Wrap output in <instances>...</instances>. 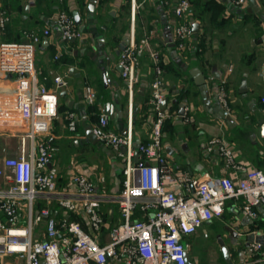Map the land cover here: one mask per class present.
<instances>
[{"label":"crops","instance_id":"0c3cea01","mask_svg":"<svg viewBox=\"0 0 264 264\" xmlns=\"http://www.w3.org/2000/svg\"><path fill=\"white\" fill-rule=\"evenodd\" d=\"M175 2L136 0L133 6L129 0H83L82 3L78 0H0V11L8 17L5 27L0 28V42L17 41L25 30L41 34L43 28L52 27L60 11L78 14L80 18L76 25L82 33L80 38L62 40L51 30L50 36H41L35 54V70L47 88L54 87L55 75H61L65 81L57 93L58 116L51 122L57 145L53 165L58 170L60 184L73 173L84 170L86 162H97L92 158H105L114 172L107 191L118 189L122 160L101 142L89 140L86 134L107 102L113 105L114 118H109L108 125L111 130L122 133L119 122L126 128L130 118L134 141L148 139L149 119L153 115L148 99L155 77L151 60L146 53L139 58L131 89L121 77L118 64L126 39L138 42L145 36L161 53L160 78L166 114L162 142L174 172L242 176L239 170L225 168L220 156L204 152L205 143L213 135L233 149L237 164L264 169V136L259 131L263 119L260 98L264 95V0H245L240 6L230 0H191L188 20L191 27L197 25V32L193 31L184 49L174 44V28L179 22L173 13ZM195 69L205 77L209 105L204 103L195 84L192 73ZM223 79L231 120L212 110L216 89ZM12 87L10 76H0V98ZM85 87L96 94L92 104L84 102ZM184 99L186 111L181 115L180 104ZM69 111L78 118L75 132H70L65 125L64 117ZM7 137L15 139V144L4 151L5 156L14 155L19 138L0 132V141ZM90 178L98 180L95 175ZM104 208L113 212V218L117 216L114 204L107 203ZM254 210L257 215L251 218L242 211V198L226 199L220 217L203 222L186 236L187 259L193 264L212 260L228 264L223 254L226 247L230 264H264V260H256V254L250 251L255 241L247 245V239H243L249 232L258 235L264 250V204ZM106 217L110 222L111 218ZM225 226L236 228L238 237ZM212 243L217 244L219 253L203 258L202 250H207ZM108 264L120 263L109 259Z\"/></svg>","mask_w":264,"mask_h":264},{"label":"built area","instance_id":"2783aa9c","mask_svg":"<svg viewBox=\"0 0 264 264\" xmlns=\"http://www.w3.org/2000/svg\"><path fill=\"white\" fill-rule=\"evenodd\" d=\"M129 1L135 5L136 0ZM190 9L191 0H176L173 7L179 20L174 28L178 49L186 48L193 35ZM7 20L0 11L1 29ZM51 30L62 40L82 34L73 15L60 11L52 27L43 28L41 34L25 30L18 41L0 42V76H10L13 82L0 98V132L19 138L16 153L0 164V264H108L109 259L120 264H185L186 236L203 222L220 217L226 199L242 198V211L256 217L254 208L264 204V169L237 164L233 149L220 137L208 139L204 152L220 156L225 168L239 170L242 176L174 172L162 142L166 114L161 53L147 36L138 42L130 38L119 52L118 64L131 89L139 58L146 53L151 60L155 77L148 99L153 113L148 139L134 141L130 118L125 131L117 133L109 128L108 115L100 113L91 129L122 160L118 189L107 191L103 175L94 181L82 172L60 184L53 165L57 145L51 122L58 116L57 93L65 81L55 75L49 89L35 70L37 44ZM226 94L223 79L215 98L228 113ZM95 99V92L85 87L84 102L92 104ZM260 102L259 131L264 136V95ZM64 118L66 128L75 132L76 114L69 111ZM107 203L115 205L117 217L104 208ZM250 251L256 260H264L261 243H251Z\"/></svg>","mask_w":264,"mask_h":264},{"label":"water","instance_id":"95a60500","mask_svg":"<svg viewBox=\"0 0 264 264\" xmlns=\"http://www.w3.org/2000/svg\"><path fill=\"white\" fill-rule=\"evenodd\" d=\"M251 3H252V2H250V4H251ZM90 9H91V8H90ZM73 18H74V22H75V24L78 25L79 22H80L79 15H78V14H74V15H73ZM192 28H193V31H194V32H197V25H196V24H193V25H192ZM68 39H72V38H68ZM127 42H128V40L126 39V42H124V44H123V46L121 47V49L124 48V46L126 45ZM192 73L194 74V81H195V84H196V85L198 86V88H199V91H200V94H201V96H202V98H203V100H204V103H205L206 105H209V97H208L207 85H206V83H205V77H204V75L201 74V73L199 72L198 69L193 70ZM243 86H244V82L242 83V87H243ZM184 102H185V99H184V100L181 102V104H180V112L182 113L181 115H184V114H185V111H184V107H185L184 105H185V103H184ZM164 105H165V100H164V102L162 103V106H164ZM212 110H213L214 112H217L218 115H219L220 117H223V118H225L226 120H231V118H230L229 114L227 113V111L224 110V109L221 107V105L219 104L218 101H215V105L213 106ZM103 112H105L111 120L114 118V115H113V105H111L109 102H107V103L105 104V108L103 109ZM118 125L123 129V132H124L126 128H125V127L123 128L122 123L119 122ZM119 126H118V127H119ZM86 134H87L89 140H91V141H93V142H97V141H98L97 138L93 135L91 127H88V128L86 129ZM137 142H139V141H137ZM225 228H226L231 234H233L234 237H238L237 232H236V231H237L236 228H232V227H230V226H225ZM258 233H259V232H258ZM258 237H259L258 235H254V234H252V232H249V234H247V236H245V238H243V239H247V245H248V243L253 242V241L258 242V243H261V242H260V238H258ZM223 254H224V256H225L226 262H227L228 264H230L231 261H230L229 259H227V250H226V247H223ZM185 264H193V263L190 262V261L187 259V257H186V258H185Z\"/></svg>","mask_w":264,"mask_h":264},{"label":"rangeland","instance_id":"374dc122","mask_svg":"<svg viewBox=\"0 0 264 264\" xmlns=\"http://www.w3.org/2000/svg\"><path fill=\"white\" fill-rule=\"evenodd\" d=\"M152 119H153V115H152ZM152 119H149L150 125H151ZM213 136H217V135H213ZM14 144H15V139H13L12 137H7L4 140L0 141V161L5 157V155H7L6 154L7 152L5 153L4 151L12 149ZM92 159L93 160H97V162L96 163L94 161L86 162V165L88 167L87 166L83 167L84 170H80L79 172H82V173H84L86 175L88 174L87 172H89L90 174L95 175L96 178H98L100 174L103 175V177H105L103 185H104L106 190L110 189L111 181H113V178H114V176H113L114 172H111L112 170H110V167L107 165L105 158H92ZM77 160L78 159H76V161ZM86 160H88V159H86ZM78 164L81 165L80 162ZM114 168H116V167H114ZM85 170H87V171H85ZM92 175H87V176L92 177ZM115 212H116V215H117V211H115ZM109 226H110V222H107V226L106 227L108 228ZM106 227L104 228V230H106ZM216 246H217L216 243L215 244L212 243V244L209 245L207 250H202L203 258H207L206 256H209V255L212 257L213 254L219 253L218 250H217L218 247H216ZM219 261H221L220 260V256H219ZM208 262L209 261H207L205 263L206 264H218V263H221V262H217V260H216V262L214 260L210 261V263H208ZM203 263H204V260H203Z\"/></svg>","mask_w":264,"mask_h":264},{"label":"trees","instance_id":"16d2710c","mask_svg":"<svg viewBox=\"0 0 264 264\" xmlns=\"http://www.w3.org/2000/svg\"><path fill=\"white\" fill-rule=\"evenodd\" d=\"M78 1H79L80 3H82V2H83V0H78ZM20 39H21V38H20ZM20 39H18V40H20ZM18 40H17V41H18ZM181 96H182V95H181ZM182 97H183V96H182Z\"/></svg>","mask_w":264,"mask_h":264}]
</instances>
